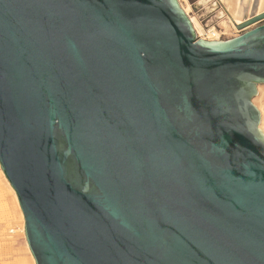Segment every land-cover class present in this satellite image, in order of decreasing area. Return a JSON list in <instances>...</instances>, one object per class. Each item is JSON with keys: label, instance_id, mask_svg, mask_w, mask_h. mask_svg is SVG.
Segmentation results:
<instances>
[{"label": "water", "instance_id": "water-1", "mask_svg": "<svg viewBox=\"0 0 264 264\" xmlns=\"http://www.w3.org/2000/svg\"><path fill=\"white\" fill-rule=\"evenodd\" d=\"M236 28L0 0V169L35 264H264V12Z\"/></svg>", "mask_w": 264, "mask_h": 264}, {"label": "rangeland", "instance_id": "rangeland-1", "mask_svg": "<svg viewBox=\"0 0 264 264\" xmlns=\"http://www.w3.org/2000/svg\"><path fill=\"white\" fill-rule=\"evenodd\" d=\"M184 4L188 5L189 7L188 13L186 14L187 17H191L192 19L196 20L203 32H207L212 28L220 31L218 26V23L221 21L220 12H223L224 15L226 14V18L228 17L223 5L218 0H186L183 5ZM245 10L244 18L246 19L257 13L253 0H247V6ZM240 34L241 33L238 31V33H235V35H227L228 37L223 35L221 36V41L230 40L239 36ZM255 98L253 99H255L256 103H259L260 105L262 104L261 106L264 109V92L262 93L261 97ZM7 185L6 179L1 171L0 264H35L34 259L28 249L25 234L23 235V233H21L20 220L18 219V214L15 213L16 211H14L15 207L13 197Z\"/></svg>", "mask_w": 264, "mask_h": 264}, {"label": "bare ground", "instance_id": "bare-ground-1", "mask_svg": "<svg viewBox=\"0 0 264 264\" xmlns=\"http://www.w3.org/2000/svg\"><path fill=\"white\" fill-rule=\"evenodd\" d=\"M178 1H179L181 8L184 11V13L187 14L189 7H188V5H185V4L183 5V3L186 2V0H178ZM218 1L223 5L225 12L228 15V17L226 18L225 17L226 14L224 15L223 12H220L221 21L218 23L220 31H217L216 29L212 28L207 32H203L201 27L199 26V24L196 22V20L192 19L191 17L189 18L196 37L202 41H205V42H215V41L221 42V36H223V35H226V36L227 35H235V33H238L236 26L242 24V22H244L246 19V18H244V14L246 11L245 8L247 6V0H218ZM253 3H255V6H256V12L257 13L255 15H258V14H261L264 12V0H253ZM263 92H264V86H258L256 97L257 98L261 97ZM255 99H253V101H255ZM253 104L257 108V110L259 111V114H260L259 130L264 135V109L261 106L262 104L260 105L259 103H256V101L253 102ZM6 182H7V180H6ZM7 184H8L7 186L10 189L12 197H13V202H14V207H15L14 211H16L15 213L18 214V217H19L18 219L20 220V224H21L20 229L22 231L21 233H23V235H24L23 215L21 213V210H20V207H19V204L17 201V197H16L13 189L10 187L8 182H7Z\"/></svg>", "mask_w": 264, "mask_h": 264}]
</instances>
